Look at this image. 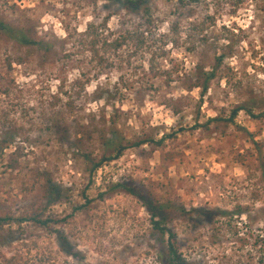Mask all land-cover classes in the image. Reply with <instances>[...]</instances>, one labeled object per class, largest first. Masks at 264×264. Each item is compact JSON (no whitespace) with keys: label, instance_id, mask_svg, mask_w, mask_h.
Here are the masks:
<instances>
[{"label":"rangeland","instance_id":"obj_1","mask_svg":"<svg viewBox=\"0 0 264 264\" xmlns=\"http://www.w3.org/2000/svg\"><path fill=\"white\" fill-rule=\"evenodd\" d=\"M176 1L150 0L151 49L133 54L136 38L100 47L105 59L91 67L78 34L96 24L118 38L142 10L0 0V216L11 219L0 226V264H168V236L135 196L112 190L120 183L168 207L219 211L196 222L166 215L184 264H264V3L196 0L173 46L159 35L179 17ZM149 62L173 82L153 78ZM60 81L70 95L55 103ZM238 107L248 112L232 119ZM119 142L128 148L114 159Z\"/></svg>","mask_w":264,"mask_h":264},{"label":"trees","instance_id":"obj_2","mask_svg":"<svg viewBox=\"0 0 264 264\" xmlns=\"http://www.w3.org/2000/svg\"><path fill=\"white\" fill-rule=\"evenodd\" d=\"M108 1H112L118 5H120L125 11L127 12H132V11H139L142 10L144 19L141 20V23L136 26L134 29L130 30V31H125V32H119V37L115 38V34L110 33L109 36H111L112 38L109 39V37H104L103 35H101L99 33V27L96 24H91L88 25L85 29V31L81 34H78V40L76 42L77 44V48L80 49L82 51V53L84 52V55L87 60V64L90 65L91 67L96 63L98 64V61L104 60L105 58H101V53L103 52H109V49L112 50H119L124 46V43L127 41V39H135L137 41V45L135 46V51L133 52V54H136L137 51L142 50L143 48H150L152 47V43H150V41L148 40V38L146 37V34H150L152 33V30H156L153 27V21L151 18V8L149 6L150 0H108ZM234 3L233 4H241V2L243 0H233ZM258 3H264V0H256ZM196 2V0H177L176 1V5L177 9L176 11L179 14V17H177L176 19H173V21L171 22H167V25L169 26L168 28V35L166 34H161L159 35L160 38V42H164L166 40L169 41V44L171 45H175L177 44L176 41H170V37H176L178 38L179 35L182 34V29L183 24L185 21L182 22L183 18L186 16L184 12H182V10L186 9L187 7H189L192 3ZM234 6V5H233ZM192 12H190L189 14H191ZM214 15V14H213ZM211 17H209L210 19ZM188 20V19H187ZM211 20V19H210ZM212 21V20H211ZM199 27H194L193 30H195L196 32L199 30ZM224 32H229L227 31V27H225V25L222 27ZM0 29L5 31L8 28L0 22ZM10 32H12L15 36V39L18 40L19 42L23 43V44H32L34 42L32 41H28L25 37H23L21 34H19V32L14 31V30H9ZM157 31L160 32V29H158ZM75 42V41H74ZM153 42V41H152ZM155 43V41L153 42ZM36 44V43H35ZM74 44V43H73ZM169 44L166 45V47L169 46ZM41 47L44 48L46 51H50L53 46L51 44H46V43H41ZM101 47V50H100ZM226 53L218 55L215 59L216 61V67H221L223 62L226 60ZM74 57L73 54H66L64 58H67L68 60H72ZM122 59L120 57L117 58V63H121ZM149 66H150V71L153 73V78L158 79V78H165L167 76V79L169 80V82H173V78L171 76V74H167L164 71H161L160 69H157L155 67V65L151 62H149ZM215 70L212 71V73L210 72H206L204 73V77H205V81L203 85H200V88H202L203 92L207 93L209 90V85L211 83V81L215 78ZM80 72V71H79ZM83 72V71H82ZM79 76L83 79L85 77H87L85 75V73H79ZM68 81L65 82H61L59 83V87L57 88V93L51 96V100L52 102L58 103L63 101L64 97H69V93L67 91V86ZM89 84V83H87ZM245 110L243 107H238L236 108L233 113H232V119H234V117H236L240 111ZM248 112V111H247ZM251 114V113H249ZM264 116V113L263 115ZM141 145V143H137L135 144V146H139ZM111 147H113V151L115 152V156L113 157L114 159H117L121 156V154L123 153V151L125 149H127L128 147L122 145L120 142L118 144H111ZM3 152V147H0V155ZM107 160V159H104ZM100 161L98 163L95 164L94 166V170H97L100 165L102 164V162L104 161ZM113 191L116 192H125L127 194H130L132 196H135L140 202L141 204L146 208V210L148 211V213L150 214V216L152 217V222L153 225L155 227V230H157L158 232H160L162 234V236H168L169 238V252H168V264H184V259L181 257V255H179L178 250H177V241H176V237L177 235L171 231H169L168 229H166L165 227H161V223L164 222V219L166 220V215L168 214V212L174 210L176 212H179L180 214H185L187 217H189L191 220L193 221H198V220H203L205 219H212V218H217L219 216V211L216 210H207V209H203V208H199V209H192L191 211H188L185 208H181V209H177L174 207H168L164 204H161L159 202H157L152 196H146V195H140L138 194L136 191H134V189L130 188L127 184L124 183H120L115 185L112 188ZM158 220V221H156ZM11 221L10 218H3L0 216V226L9 223ZM24 220H19L17 221L18 223H22L24 222ZM32 221H34L35 223L42 225V226H48L51 221L49 220H41L40 218H34L32 219ZM62 248L64 250L65 247L62 245Z\"/></svg>","mask_w":264,"mask_h":264}]
</instances>
